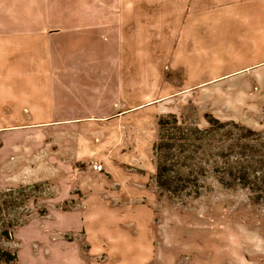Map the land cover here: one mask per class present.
Returning <instances> with one entry per match:
<instances>
[{
	"label": "crops",
	"instance_id": "1",
	"mask_svg": "<svg viewBox=\"0 0 264 264\" xmlns=\"http://www.w3.org/2000/svg\"><path fill=\"white\" fill-rule=\"evenodd\" d=\"M152 26L178 32L163 39L169 44L157 67L129 66L128 36L133 55L143 54L142 36ZM256 70L264 72V0H0V137L48 127L46 154H57L59 170L80 179V187L65 182L89 202L139 199L146 179L121 177L129 162L123 149L139 144L131 133H147L152 116L191 106L209 75L232 80ZM147 73L156 88H147ZM27 115L35 126L20 124ZM109 133L119 137L116 162L107 154ZM92 153L112 186L90 192L82 186L102 179L84 160Z\"/></svg>",
	"mask_w": 264,
	"mask_h": 264
},
{
	"label": "rangeland",
	"instance_id": "2",
	"mask_svg": "<svg viewBox=\"0 0 264 264\" xmlns=\"http://www.w3.org/2000/svg\"><path fill=\"white\" fill-rule=\"evenodd\" d=\"M178 29L147 27L142 36L144 52L136 56L133 54L138 51L128 36L126 52L130 57L125 62L130 66L137 60L145 64L147 71L151 66L157 67L159 51L169 44L163 39L176 34ZM258 71L243 72L226 81L221 78L225 74H211V82L205 88L193 90L195 100L191 106L174 115H161L167 116L165 128L159 127L158 116H152L146 121L147 133H131L139 144L123 149L129 162L125 163L121 177L131 179L130 174L137 173L146 179L145 184L139 185V194H143L139 199L89 202L86 195L78 190L73 192L75 185L65 181L71 178L80 187V179L72 178L70 170H59L57 154L45 152L44 142L52 141L48 127L3 133L0 194L11 190L13 196L23 193L35 201L27 202L25 209L8 208V218L22 212L29 217L1 245L17 254L18 264H264V204L254 203L248 189H228L220 184L219 175L210 170L219 148L204 145L203 154L193 146H188V151L186 145L179 147V141L186 143L185 138L192 141L196 128L214 133L208 140L212 145H218L220 138L227 139L225 133L236 137L249 129L264 135V72ZM145 82L148 89L158 85L149 73ZM28 118L24 116L20 124L35 126ZM213 119L224 127L216 129L210 124ZM1 124L9 128L13 123ZM179 128L182 130L178 131ZM109 135L107 154L116 162L118 147L113 145L119 137ZM162 137L173 147L159 148L160 143H165ZM259 148L250 142L249 149ZM161 153L166 154L172 181L167 189L156 183ZM190 155L195 159L188 158ZM129 156L137 158L138 163L130 162ZM84 160L93 164L94 153ZM103 170L97 174L102 178L100 182L91 181L83 189L93 192L101 186L111 187L112 182ZM128 191L134 194V190ZM97 206H104L103 212L96 211Z\"/></svg>",
	"mask_w": 264,
	"mask_h": 264
},
{
	"label": "trees",
	"instance_id": "3",
	"mask_svg": "<svg viewBox=\"0 0 264 264\" xmlns=\"http://www.w3.org/2000/svg\"><path fill=\"white\" fill-rule=\"evenodd\" d=\"M166 117H159V127L165 128L164 125L167 123ZM210 124L216 129H221L225 125L216 119H213V122ZM240 128L243 129V127ZM181 130L182 128L178 129V131ZM194 131L196 133H194L195 137L191 138L192 141H188V139L185 138L186 143L179 141V147L181 148L186 145L185 150L188 151V146H193L196 148V151L199 150V152L203 154H205L204 145L207 147L219 148L220 151L218 150L215 153L217 159L213 161L210 170L216 176L219 175L218 181L220 184L228 189L234 187L248 189L254 203L264 204V150H261L264 149L263 133H252L249 129H246L245 135L241 133V136L236 137H232L230 134L225 133L224 135L227 136V139L223 136L224 138H220V141L218 140V145H212L208 140L209 138H212L211 136L214 133L200 131L197 128ZM162 139L164 140V137H162ZM177 139L179 138L177 137ZM162 142L165 143L159 144V148L161 149L173 147L172 143H168V139ZM250 142L260 146L258 151L249 149ZM155 149L157 150V145L155 146ZM188 158L191 160L195 159L193 158V155L188 156ZM229 158L233 159L230 161ZM191 163L193 162L191 161ZM206 163H208V160ZM190 165L187 167H190ZM183 167L184 166H182V168ZM197 168L204 170L201 166ZM191 170L194 171L195 169L191 168ZM192 171L191 173H193ZM168 174L169 169L167 165V157L166 154L161 153L156 172L157 186L165 189L170 186L172 181ZM17 196H13L11 190L0 194V264H18L19 258L17 254L4 248L1 243L4 239H11L15 229L23 225L26 218L29 217L27 212H22L15 215L13 218H8L10 215V210H8V208L18 206L25 209V207L29 205L27 202L31 199L33 202L35 201V198L23 193H19ZM2 210H5V212H2Z\"/></svg>",
	"mask_w": 264,
	"mask_h": 264
},
{
	"label": "built area",
	"instance_id": "4",
	"mask_svg": "<svg viewBox=\"0 0 264 264\" xmlns=\"http://www.w3.org/2000/svg\"><path fill=\"white\" fill-rule=\"evenodd\" d=\"M92 168L94 171L101 172L103 170L102 165L98 163H93Z\"/></svg>",
	"mask_w": 264,
	"mask_h": 264
}]
</instances>
